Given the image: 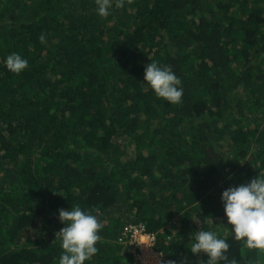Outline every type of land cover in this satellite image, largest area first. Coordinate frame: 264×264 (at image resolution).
Returning a JSON list of instances; mask_svg holds the SVG:
<instances>
[{"label":"trees","instance_id":"obj_1","mask_svg":"<svg viewBox=\"0 0 264 264\" xmlns=\"http://www.w3.org/2000/svg\"><path fill=\"white\" fill-rule=\"evenodd\" d=\"M0 0V264H59V209L104 227L85 264H135L119 241L157 235L165 264H199L194 232L229 260L264 264L233 238L221 195L264 176V0ZM45 37L41 43L40 36ZM28 60L19 75L5 59ZM151 61L182 102L144 82ZM225 264V262H220Z\"/></svg>","mask_w":264,"mask_h":264},{"label":"clouds","instance_id":"obj_2","mask_svg":"<svg viewBox=\"0 0 264 264\" xmlns=\"http://www.w3.org/2000/svg\"><path fill=\"white\" fill-rule=\"evenodd\" d=\"M113 2L117 8L125 6V0H95L97 15L107 18ZM39 39L45 43L43 35ZM4 63L8 71L17 75L28 67V60L18 53L7 56ZM144 82L157 98L170 104L182 102V81L171 67L151 61L145 66ZM221 202L233 238L242 241L249 249L264 252V176L258 174L247 184L227 188L221 195ZM58 219L63 225L56 233L63 250L59 264H85L90 261L99 251L96 245L101 239L99 232L104 227L97 215L72 205L70 209H59ZM191 240L188 248L191 254L200 256L203 253L207 256V260H201L199 264H220L222 261L225 264H237L235 259L229 260L227 255L230 245L225 239L219 238L216 232L199 230L192 234Z\"/></svg>","mask_w":264,"mask_h":264},{"label":"built area","instance_id":"obj_3","mask_svg":"<svg viewBox=\"0 0 264 264\" xmlns=\"http://www.w3.org/2000/svg\"><path fill=\"white\" fill-rule=\"evenodd\" d=\"M119 241L128 246V250L135 255V264H148L144 260V258H148V254L152 257L150 264H165L163 255L155 250L156 234L149 233L144 224L128 226L120 236ZM144 247L147 249L144 250Z\"/></svg>","mask_w":264,"mask_h":264},{"label":"rangeland","instance_id":"obj_4","mask_svg":"<svg viewBox=\"0 0 264 264\" xmlns=\"http://www.w3.org/2000/svg\"><path fill=\"white\" fill-rule=\"evenodd\" d=\"M144 246V245H143ZM145 249H147V247H144V250ZM148 256V258H144V260L148 263V264H150V262H152V257H151V259H150V256H149V254L147 255Z\"/></svg>","mask_w":264,"mask_h":264},{"label":"bare ground","instance_id":"obj_5","mask_svg":"<svg viewBox=\"0 0 264 264\" xmlns=\"http://www.w3.org/2000/svg\"><path fill=\"white\" fill-rule=\"evenodd\" d=\"M151 258V257H150Z\"/></svg>","mask_w":264,"mask_h":264}]
</instances>
